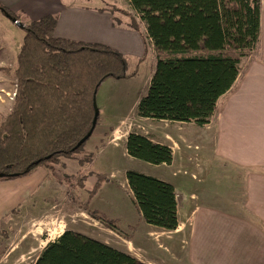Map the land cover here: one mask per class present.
<instances>
[{"label":"trees","instance_id":"1","mask_svg":"<svg viewBox=\"0 0 264 264\" xmlns=\"http://www.w3.org/2000/svg\"><path fill=\"white\" fill-rule=\"evenodd\" d=\"M126 2L131 13L114 5L104 10L112 15L113 26L141 34L143 25L153 48L154 70L138 101L137 116L206 125L219 100L234 89L240 64L259 44L261 0ZM0 11L25 31L12 72L16 95L0 114V180H10L80 151L85 143L72 149L92 127L98 88L108 78L128 75L120 53L56 38V16L24 22L2 5ZM124 147L129 157L149 165H170L173 160L171 148L137 132L128 134ZM126 181L140 218L161 231L174 232L178 218L173 186L134 171L126 172ZM87 212L116 229L101 214ZM33 264L141 263L102 241L66 230L43 248Z\"/></svg>","mask_w":264,"mask_h":264},{"label":"crops","instance_id":"2","mask_svg":"<svg viewBox=\"0 0 264 264\" xmlns=\"http://www.w3.org/2000/svg\"><path fill=\"white\" fill-rule=\"evenodd\" d=\"M0 5L24 22L56 16V38L101 45L135 59L149 51L153 59L145 27L142 25L140 34L113 26L112 15L104 8L64 0H0ZM240 69L234 89L219 100L218 109L204 126L143 119L155 125L141 131L132 126L123 133L117 126L105 133L107 144L122 141L124 146L128 134L137 132L171 148L172 163L160 166L174 168L173 182L158 179L175 190L178 227L174 232L150 230L141 239L145 244L154 239L157 248L178 264H264V0L259 44L252 56L242 61ZM153 70L146 78L147 87ZM9 105L0 97L1 113ZM201 158L205 167H219L224 177L240 190L238 198L228 203L229 209L213 205L207 194L202 200L191 193L181 195V175L185 177L187 172L192 174V180H199L198 173H203L204 168ZM211 172L206 169L207 174ZM153 234L167 237L159 241ZM128 245L125 252L141 264H155L139 256L130 240Z\"/></svg>","mask_w":264,"mask_h":264},{"label":"rangeland","instance_id":"3","mask_svg":"<svg viewBox=\"0 0 264 264\" xmlns=\"http://www.w3.org/2000/svg\"><path fill=\"white\" fill-rule=\"evenodd\" d=\"M64 1L95 8L114 5L131 13L126 0ZM24 36L25 31L0 11V97L4 103L11 102L9 98L15 91L12 72ZM125 60L128 77L106 79L95 94L98 122L80 151L62 155L57 164L36 166L26 176L0 180V264H33L43 248L66 230L123 252L130 240L143 259L155 264H178L157 248L154 239L143 243L141 237L159 229L140 218L126 181V172L134 171L173 182L174 168L149 165L129 157L122 141L107 144L105 133L113 127L119 126V132L123 133L132 126L141 131L155 125L139 118L134 105L138 95L146 92L145 82L154 68V59L148 51L140 59L125 57ZM7 68L9 73L4 72ZM201 164L204 168L203 173H198L199 180H192V174L187 172L185 177L181 175V195L191 193L202 200L207 194L213 205L229 209L228 203L238 198L240 190L224 177L219 167H205L202 158ZM206 169L212 172L207 174ZM96 186L95 193L90 195ZM86 208L112 221L116 229L97 221ZM153 237L161 241L167 234Z\"/></svg>","mask_w":264,"mask_h":264},{"label":"water","instance_id":"4","mask_svg":"<svg viewBox=\"0 0 264 264\" xmlns=\"http://www.w3.org/2000/svg\"><path fill=\"white\" fill-rule=\"evenodd\" d=\"M6 17L8 18V19H10V21L13 23V24H15L17 27H19V28H23V26L21 25V23L20 22H18L15 18H13V17H11V16H9V15H6ZM93 107H94V117H93V121H92V127H91V129H90V131L87 133V135L85 136V137H83V139H81L78 143H77V145L72 149V151H75L76 149H78L81 145H83L89 138H90V136L92 135V133H93V131H94V129H95V126H96V124H97V119H98V116H99V114H98V110H97V108H96V105H95V97H94V101H93ZM39 164V162H36L35 163V165H38ZM0 177H3V175L2 174H0Z\"/></svg>","mask_w":264,"mask_h":264},{"label":"built area","instance_id":"5","mask_svg":"<svg viewBox=\"0 0 264 264\" xmlns=\"http://www.w3.org/2000/svg\"><path fill=\"white\" fill-rule=\"evenodd\" d=\"M16 92L14 91L12 94H11V96H10V98H9V100L11 101V100H13V98L15 97V94Z\"/></svg>","mask_w":264,"mask_h":264}]
</instances>
